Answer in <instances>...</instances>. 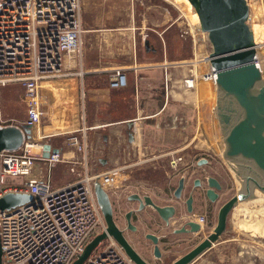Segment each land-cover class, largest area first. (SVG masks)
Wrapping results in <instances>:
<instances>
[{"label":"built area","instance_id":"obj_1","mask_svg":"<svg viewBox=\"0 0 264 264\" xmlns=\"http://www.w3.org/2000/svg\"><path fill=\"white\" fill-rule=\"evenodd\" d=\"M84 35L82 0H0V89L11 83L23 86L26 119L22 124L29 128V132L22 129L23 142L18 148L0 152V193L24 191L33 197L29 202L0 210L1 264H72L92 237L107 226L96 196L95 179L100 177L103 187L114 191L112 186L117 187L122 178L119 175L130 166L127 162L117 163L95 171L90 161L88 131L105 124L94 122L95 114L94 120L90 119L91 98L103 91L118 101L128 80L122 68L100 72L84 68ZM209 67L204 78L215 82L217 73L210 63ZM77 78L78 90L81 83L80 97L73 94L70 82L61 86L64 93L71 89L69 97H76L74 104L64 96L70 108H77L73 120L69 110L64 109L66 106L56 105L52 93L59 91L54 92L53 87L46 93L43 85L50 80L60 84ZM197 80L193 77V83ZM61 111L66 117L58 118L56 113ZM45 117L52 120L54 131L45 123ZM129 121L134 124L135 138L143 140L148 134L150 116L139 113ZM69 123L77 127L72 128ZM1 125L7 124L1 121ZM57 135H67L65 142L78 154L68 157L59 150L44 157V144L53 147L50 138ZM197 141L188 143L186 155L180 151L173 156L171 164L176 167L185 160L188 165L199 166L203 156L192 152L199 148L200 139ZM59 163H66L73 177L54 185L51 170ZM199 221L203 223L202 218ZM83 264L137 263L109 235Z\"/></svg>","mask_w":264,"mask_h":264},{"label":"rangeland","instance_id":"obj_2","mask_svg":"<svg viewBox=\"0 0 264 264\" xmlns=\"http://www.w3.org/2000/svg\"><path fill=\"white\" fill-rule=\"evenodd\" d=\"M249 2L252 14L250 17L251 25L256 28L259 25L264 26L262 24L264 22V0H249ZM190 4L189 0H82V23L85 29L82 57L84 68L98 72L114 68H125L124 70L126 71L127 65L137 60L141 63L148 62L149 64L150 62V67L156 68L163 67L157 62H164L167 65L164 69L168 68L172 72L171 91H173V94H191L192 92L195 94V89L197 94L198 92H203L202 86L205 84L204 82L200 84L199 88H196L188 86L185 80L187 75L191 73L195 77L201 75L209 66L207 61L201 65L202 68L199 66L195 72L194 65L189 62L193 58L195 59L196 56L194 35L188 19L193 18V20H190L192 26L200 30L198 12L195 13L191 9ZM260 38L261 41H264V29L260 32ZM262 45L258 50V61L262 63L264 68V43ZM73 66L76 67L75 65ZM74 81L75 84L77 81L80 82L78 78ZM68 82L69 80L58 84L56 81L50 80L45 82L43 88L46 93L47 91H52L50 88L53 87L54 92L55 90L59 91L57 96L52 93L57 99L56 105L60 108L66 106L64 109L69 110L74 120V116L77 115L73 114L77 110L76 106L70 108L67 101L65 103L64 99H60L62 95L70 98L68 94L65 95L64 91L61 90L63 83ZM80 89L81 83L79 84V90L77 84L73 90L79 97L81 94ZM161 91L160 88L159 92ZM214 97L217 100V95H205L204 98L209 100L207 108L204 107L201 111L200 108L199 110L191 108L188 112H184L192 123L186 130L180 128V135L175 136V140L170 144L171 146H176L191 141L194 144L195 142L198 143L197 140L199 138L200 143L199 148H196L197 151L204 155L207 161L211 159L213 164L217 166L216 171L220 174L219 176L224 180L228 177L230 183L233 181V184H231L233 188H230V193L235 192L236 194L243 185L237 174V169L233 168L230 165L231 163L227 164L228 161L226 162L221 152L210 145L211 142L219 150L220 142L224 141L215 110ZM23 98L24 88L20 83H11L0 89V119L4 124H21L26 119V105ZM75 100L76 97L74 96L71 102L75 104ZM173 100L175 101L174 106L170 111L174 112L178 107H181L179 108L180 116L184 117L182 113L184 109L181 105L182 99L180 101L177 99ZM142 107H145L143 112L146 114L155 111V107L151 104H145ZM56 115H58V118L66 117L64 111L59 114L56 113ZM48 118L45 117V123L50 125L49 128L54 131L53 122ZM151 123V128L156 130V119H151ZM166 124L167 122H165ZM69 125L72 128L77 127L74 124L69 123ZM121 126L120 130H118L120 133L114 134L112 132V141L107 144H105L103 139L99 141L96 139V142L91 143L92 132L95 133L99 129H91L87 134L90 144V161L95 167V171L103 170L118 161L120 164L125 162L130 164L129 168L122 171L123 177L121 176L120 181L116 183L118 186L123 184L121 188L109 191L112 196L119 192L130 194V191L136 190L156 197L159 192L157 188H153L154 184L163 182L165 178L168 179L167 186L168 193H170L182 173L185 174L188 171H192L195 175L205 176V174H209L211 169H204L205 165H201L199 170L195 168L193 171L185 160L174 167L171 164V159L180 153V150L176 152L163 151V148L168 143L162 145L160 141L156 142L155 137L149 138V140L136 139L135 133L132 131L133 127L129 125ZM60 128L58 129L60 130ZM159 129L161 131V128ZM101 131L103 133L107 132ZM131 135L134 137L130 138ZM195 135L196 138L193 139ZM66 136L57 135L51 137L50 141L57 145L56 147H67L69 145L65 142ZM133 139L135 141L131 143ZM189 147L187 146V148ZM139 159L147 160L139 162ZM54 169L52 175H50L54 185H60L73 177L68 172L66 163H59ZM13 179L19 180L18 177ZM147 180H151L153 183L148 184V186L145 184ZM230 193H223V195L226 197ZM223 200L224 198L220 200L218 206ZM134 206L135 203L129 202L116 208L115 217L120 225L124 226L125 224L123 220L124 212ZM239 206H241L240 203L233 210L230 216L231 220L228 222L227 229L220 241L213 244L192 261L191 264H264V236H261L260 232L244 231L242 229V223L247 222V218L250 215L243 210L240 212ZM147 215H149L148 208L138 211L137 217L133 221L137 225L136 232L126 231L129 240L140 249V243H145L146 240H149L145 237L146 232L150 231L144 220ZM251 216H253V222L255 223L257 218H264L262 215L258 217L255 213H252ZM262 221L264 222V219ZM182 252L183 250L174 251L171 258L161 264L168 263L173 257L180 255Z\"/></svg>","mask_w":264,"mask_h":264},{"label":"water","instance_id":"obj_3","mask_svg":"<svg viewBox=\"0 0 264 264\" xmlns=\"http://www.w3.org/2000/svg\"><path fill=\"white\" fill-rule=\"evenodd\" d=\"M195 6L201 26L208 32L212 50L207 61L214 67L217 78L216 114L224 140V156L230 160L239 173L244 174L242 189L226 201L220 208L218 220L209 235L196 247L179 256L170 264H190L214 243L219 242L227 229L228 214L239 200H246L255 194V189L264 192V77L257 62L256 43L250 21L249 0H190ZM29 132L27 124L1 125L0 152L18 148L23 142V131ZM132 137V135H131ZM130 137V138H131ZM59 148L44 144V157ZM183 178L176 190L180 195ZM209 195L215 198L214 188H221L216 177H209ZM98 203L106 220V229L95 234L86 244L83 252L72 264H83L93 250L109 235L113 236L137 264H150L130 243L123 230L114 219L113 205L109 191L101 184L100 177L94 182ZM1 189V173H0ZM141 207L153 204L157 210L169 218L174 213L173 205H159L149 195L134 194ZM32 195L24 191L9 190L0 193V210L10 209L32 200ZM188 203L191 205V198ZM127 214L130 228H135ZM192 230L199 224L191 221ZM156 244L158 236L148 233ZM156 254L159 247L156 245ZM0 240V264L2 263Z\"/></svg>","mask_w":264,"mask_h":264},{"label":"flooded vegetation","instance_id":"obj_4","mask_svg":"<svg viewBox=\"0 0 264 264\" xmlns=\"http://www.w3.org/2000/svg\"><path fill=\"white\" fill-rule=\"evenodd\" d=\"M187 145L188 144L186 143L184 146H181L179 149L181 152H183L184 155H186L185 149L187 148ZM170 151L174 152L177 150H170ZM192 151L193 153H197L200 156V153L197 151L196 148H194ZM202 156H203L202 161L199 166L196 165L194 166L193 163L189 166L194 171L195 168L199 170V167L201 165H205L206 167L204 169L206 168L211 169L209 174H205V176L195 175L193 174L192 171H188V173L185 174L182 173L180 174L177 182L174 185L173 190L170 193H168L169 190L167 187H164L161 191V194L158 193L156 197L153 195H149L145 192L142 193L136 190L132 191L130 194L129 193L123 194L122 192H119L114 196H112L111 193L109 192L111 197V202L113 205L114 219L118 224V226L123 230V233L125 234L128 240L129 238L126 234V231L130 230L132 232H136L137 230V225L133 223V221L137 217L138 211H143L144 209L148 208L149 215H147L144 220L146 221V226L150 228V231L146 232L145 234V237L149 240H146L145 243L143 242L140 243L141 249L138 248L133 242H131L130 240L129 241L134 246V248L150 264L165 263V261L168 258H171L172 254H174V251L176 252L178 250H183V252L180 255L173 257L168 263H166V264H170L179 256L185 254L186 252L196 247L209 235L213 227L216 225L221 206L235 195V192L230 193V188L231 189L233 188L231 187L233 181H231L230 183L228 177H226V179L224 180L221 176H219L220 174L216 171L217 166L213 164L211 159H209L208 161L210 162H208L207 159H203L205 158V156L204 155ZM183 162L184 160L181 163ZM204 162L206 163L204 164ZM228 163L229 162H227V164ZM230 165L233 168H236L234 164H230ZM221 172L223 173V171ZM122 174L123 173H121L119 176L121 177ZM210 176L216 177L221 184V188L218 189L214 188L216 192L215 198H212L208 192L210 188L209 186ZM182 178H183V185L180 190V195L177 196L176 190L179 187ZM151 183H153V181ZM154 185L156 186L158 184H154ZM257 190L259 189H256V191ZM223 193L224 194L230 193V194L224 197ZM134 194H139L140 196L149 195L150 198L153 200V202L159 205H173L175 207L174 213L171 216H169V218L167 219L151 203L145 204L143 207H141V203L139 202L138 199L134 197ZM190 198H191V205L188 203ZM222 198H224V200L218 206V203L220 202V200H222ZM129 202L135 203V206L124 212L123 220L125 221V224L124 226H122L117 222V219L115 217V210L116 208L120 206H124ZM235 207H233L228 214V222L231 220L230 216L233 213ZM129 212H131L130 218L132 224L135 225L134 229L129 227V222L127 220V214ZM200 218H202L203 223L199 221ZM191 221H194L199 224L198 229L196 230L191 229L192 228L190 224ZM228 222H227V226H228ZM148 233H154L158 236L157 244L147 236ZM156 245H158L159 247V251H160L159 255H157L155 251Z\"/></svg>","mask_w":264,"mask_h":264},{"label":"crops","instance_id":"obj_5","mask_svg":"<svg viewBox=\"0 0 264 264\" xmlns=\"http://www.w3.org/2000/svg\"><path fill=\"white\" fill-rule=\"evenodd\" d=\"M157 63L159 65H163V67H159V68L150 67V62L149 64L148 62L141 63L138 60L132 64L127 65L128 68L126 69V71L124 70L125 68L123 70L127 74L128 83L127 86H125V88L122 89L121 93H119L121 94V96L118 99V101H115L114 98L111 96V94L103 93V91H98L97 92L98 95H95L94 97L91 98L93 101V105H92V112H89L91 115L90 119L94 120V114H95L94 122L105 123L103 126H97L96 128L99 130H97L95 133L92 132L91 140H90L91 143L96 142V139L98 141L103 139L105 141V144H107L109 141H112V132L114 134L118 133L119 132L118 130H120V128L122 127L121 125L123 126L129 125L133 127L132 131H134V124L132 123V121L129 120H134V118L139 113H144L143 110L145 107H142V105L145 104H149V105L151 104L155 107V111H153V113L148 114L151 117L149 121V131L147 136L144 138L145 140L146 139L149 140V138L152 139V137H155L156 142L160 141L162 145L168 143L167 146L163 148V151L179 150L181 146H184L186 143L187 144L189 143L186 142L182 145H176V146L175 145L171 146L170 144L175 140L174 138L175 136L180 135L179 134L180 128L186 130L187 128H189V126L192 123V121L187 117V115H185L184 113L185 111L188 112V110L191 108H193V110L196 109L199 110L200 108L201 111L204 107L205 108L208 107L207 105L209 100L207 98H204L205 95L207 94H204L203 92H198L197 94L196 89H195V94H193V92L191 94H173V91H171L172 72L169 71L168 68L164 69L167 66L166 63L164 62H157ZM74 80L75 79L69 80L70 85L73 86V89L74 86L76 85ZM209 87H210V91H213V93L215 94L216 87L214 88V86L210 84ZM160 88L162 90L161 92H159ZM70 92L71 89H67L65 91V94H69ZM208 92L209 90H206L205 93ZM55 94L57 96L58 93L56 92ZM73 94L75 93L73 92ZM61 97L64 99V95H62ZM73 98H74L73 96H70L71 101L73 100ZM173 99H177L178 101L182 99L181 105L182 108L184 109V111L182 112L184 114V117L180 116L179 108L181 107L178 108L176 107L177 109L176 111L174 110V112L170 111L171 108L174 106V102H175ZM109 101L112 102V104H110ZM50 112H51V116L53 117L54 114L53 111L50 110ZM153 118L156 119V123H155L156 130H154V128L152 129L150 126L152 125L151 119ZM165 122H167L166 125ZM159 128H161V131ZM101 130L107 131L108 133L107 132L103 133ZM56 146L57 145H54L53 147ZM59 150L68 157L78 154V152L72 146H67V147L62 146L61 148H59ZM117 163H119V161L114 162V164ZM53 170L55 169L53 168L51 170V173L53 172ZM151 182H152L151 180H147L145 184L148 185ZM157 183L158 185L154 186L153 188L154 189L157 188L160 194L164 187L168 188L167 178H165L163 182L161 181L160 183L159 182ZM121 186L120 185L119 186L117 185V187L112 186V189L115 190L121 188Z\"/></svg>","mask_w":264,"mask_h":264},{"label":"bare ground","instance_id":"obj_6","mask_svg":"<svg viewBox=\"0 0 264 264\" xmlns=\"http://www.w3.org/2000/svg\"><path fill=\"white\" fill-rule=\"evenodd\" d=\"M190 6H191V9L196 13L197 10H196L195 6L192 3L190 4ZM188 20L190 22V26H191V29H192V33L194 35V50H195V56H196L195 59L193 58L189 62L194 65V70L196 72L198 70L199 66L201 67V65H203V64H205L207 62V58H208V56H209V54H210V52L212 50V43L208 39V32H207V30H204L202 28V26H201L200 18H199V29L200 30H197V28H194L192 26L190 20H193V18H190ZM256 24H258V23H256ZM262 24L264 25V22ZM252 29H253V34H254L255 43H256V46H255L256 47V52H257V55H258V50H259V48H261V46H263L262 44L264 43V41H261V38H260V32H261L262 29H264V26L259 25V27L256 28L254 25H252ZM259 64H260L259 66L262 69V72H264V68H263L262 63L259 62ZM209 68L210 67L208 66V69L207 70H209ZM207 70L206 71L204 70L201 75H199V76L197 75V77L200 78V79L197 80V81H195V83H193V77H195V76H193V73H191L190 75H187V77L185 78L186 83L188 84V86H192V87L199 88L200 84H202L204 82L205 84L202 86L203 87V93L204 94H207V95L213 94L214 96H216L218 90H217V86L215 85V82L212 81V80H210V79H205L204 78V75L203 74L206 73ZM263 77H264V73H263ZM209 84L212 85V86H214V88L216 87V89H215L216 94H214L213 91H210ZM207 87H208V89H207ZM206 90H209V92L208 93H205ZM214 98H215L214 99V103H216L215 102L216 97H214ZM214 105L216 106V104H214ZM223 142H220V145L221 146H220L219 150L211 142H210V145H212L215 148V150L217 149V151L221 152L222 156L224 157V159L226 161H228L229 163L233 164L230 160H228L224 156V146L225 145H224ZM237 174H238L239 178L242 180V183H243L244 174L239 173V172H237ZM241 189H242V187L239 189V191ZM239 191H238V193H239ZM237 194H235V195H237ZM239 203H242L241 206H239V210H241L240 212H242V210H243L244 212H247L250 215V217L247 218V222H243L242 223V229L244 231L260 232L261 233V236H264V222L262 221V219H264V218H261L260 219V218H257L256 217L257 218L256 219L257 222L255 223V222H253V219H254L253 216H251L252 213H255L258 217L261 216V215H262V217L264 216V192L263 191L261 192V190H257L256 191V189H255V194L252 197H250V198H248L246 200H239L237 202V204H239Z\"/></svg>","mask_w":264,"mask_h":264}]
</instances>
